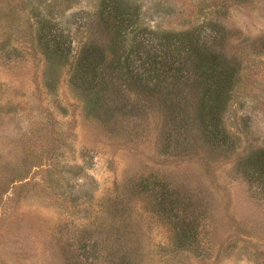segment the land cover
<instances>
[{"label": "rangeland", "instance_id": "rangeland-1", "mask_svg": "<svg viewBox=\"0 0 264 264\" xmlns=\"http://www.w3.org/2000/svg\"><path fill=\"white\" fill-rule=\"evenodd\" d=\"M128 1L150 54L194 29L235 68L225 141L194 123L192 71L160 91L115 80L98 102L73 82L80 48L110 45L101 0H0V264H264V173L245 165L264 152V0Z\"/></svg>", "mask_w": 264, "mask_h": 264}, {"label": "trees", "instance_id": "trees-1", "mask_svg": "<svg viewBox=\"0 0 264 264\" xmlns=\"http://www.w3.org/2000/svg\"><path fill=\"white\" fill-rule=\"evenodd\" d=\"M138 16L139 8L134 2L101 0L98 18L102 28L109 32L110 45L106 51L100 44H84L75 56L71 74L73 82L88 95L92 94L98 102L100 95L108 89V83L113 84L115 80L132 85L141 92L150 90V82L153 88L157 87L160 91L162 88L170 89L177 80L188 77V72L192 71L194 82L200 88L194 123L210 143H223L226 135L222 129L221 114L230 98L235 68L228 66L222 55L206 51L194 29L165 34L160 54H150L143 41L145 39L136 37L140 28ZM56 29L49 20H43L40 41L46 50L67 57L69 47ZM164 92V98L169 97V90ZM171 114L170 119L176 125L188 122V119L181 120L180 114L175 116V111ZM253 154L245 158V165L256 168L258 171L253 169V173L261 177L264 173V152L260 150ZM114 264L130 263L122 260Z\"/></svg>", "mask_w": 264, "mask_h": 264}]
</instances>
